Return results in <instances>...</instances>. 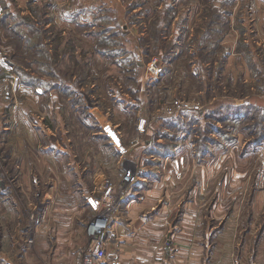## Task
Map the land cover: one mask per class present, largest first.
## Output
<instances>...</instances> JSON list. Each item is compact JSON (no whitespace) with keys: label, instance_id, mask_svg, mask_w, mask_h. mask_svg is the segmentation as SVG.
<instances>
[{"label":"rangeland","instance_id":"1","mask_svg":"<svg viewBox=\"0 0 264 264\" xmlns=\"http://www.w3.org/2000/svg\"><path fill=\"white\" fill-rule=\"evenodd\" d=\"M5 72L19 83L0 85V264H81L104 211L123 264L192 249L197 264H264V0H0ZM24 89L47 101L30 109ZM19 111L48 125L55 157L69 131L28 193L16 163L34 148L3 129Z\"/></svg>","mask_w":264,"mask_h":264},{"label":"crops","instance_id":"2","mask_svg":"<svg viewBox=\"0 0 264 264\" xmlns=\"http://www.w3.org/2000/svg\"><path fill=\"white\" fill-rule=\"evenodd\" d=\"M24 91H28L29 93H32L33 91V96L29 95L26 96L24 94V96L22 97V102L25 101H29L30 105L29 108L30 109H36V108H40V104H41V99H43V101H47V96H44L45 94H42L39 90H26L24 89ZM39 91V92H37ZM43 95V96H42ZM50 96L49 98V106H52V102L55 101L56 99V95L53 94L52 92H50L48 94ZM0 97L3 98V94L2 91H0ZM43 104V103H42ZM33 106V108H32ZM50 108V107H49ZM17 107H15V104H13V109H12V114L15 117V112H17ZM20 109V108H19ZM45 113L47 111V105L44 108ZM52 112V111H51ZM18 113V112H17ZM36 114V113H33ZM19 118H17L16 122L13 123V125L9 128H3V129H8V131H6V133H9L10 135H12L13 138H16L18 140V144L19 146L22 144L26 143V140L29 141L30 145H32L29 148H34V152L32 154L33 158L31 159H24L20 158V161L16 163V165L19 167V169L22 171V177L20 176V184H19V189L22 192L28 193L30 191V189L36 186V183H39L40 181H45L46 180V173L48 171V169H50V166H48V163H50L51 168H55L56 166H59L58 163H60L61 159L59 158L62 151L63 152H67L65 150L66 147H68V144L63 143V141L65 140V135L69 136V131L67 128H62V125L60 126L62 131H66L65 134L63 132H61V134H64L61 139L60 144L56 143L59 145L60 151L61 153L55 157L53 156V150L50 148L52 147L51 143L48 142L47 138L45 139L43 137V135H45L46 137H50V129H48V125L44 124L41 125V117L38 119L36 116V118L32 121L30 116H28V113L26 115V112H23V114L21 113V111H19ZM16 119V118H13ZM41 119V120H40ZM60 121L58 120V125H59ZM41 131H43V133H41ZM49 133V134H48ZM43 138V139H42ZM45 139V140H44ZM69 139V137H68ZM22 150L21 148L19 149V151ZM68 150V149H67ZM63 155V154H62ZM65 155V154H64ZM26 167V170L25 168ZM45 169L47 168V170H42V168ZM28 168V170H27ZM51 170V169H50ZM37 173L42 174V176L37 175ZM45 174V175H44ZM44 176V177H43ZM37 177V178H36ZM159 192H160V186H155L153 188L148 189L147 195L144 199V201L140 204H145L148 206H153L154 203L156 202V200L159 197ZM171 204H167L165 207L161 208V212H168L169 208H170ZM162 213L159 214H154V216L147 221V223L144 224L143 226V231H144V235L146 236V239H150L151 237H153V235H150V232L155 231V229L157 228V225L159 223L160 220V215ZM190 218V217H188ZM191 219V218H190ZM117 224L120 225V223H118L117 221L115 222ZM122 226V225H120ZM146 230H145V229ZM123 239H128L127 237H123V235L121 236ZM194 245H197L196 243H194ZM183 254L180 253V251L177 254V264H197L199 263L200 259V250L198 251L197 249H192L189 251V253L187 252H182ZM122 260H123V256H122Z\"/></svg>","mask_w":264,"mask_h":264},{"label":"built area","instance_id":"3","mask_svg":"<svg viewBox=\"0 0 264 264\" xmlns=\"http://www.w3.org/2000/svg\"><path fill=\"white\" fill-rule=\"evenodd\" d=\"M151 68L156 69L157 67L155 64H151ZM4 81H9L13 86H16L19 83V77L12 73L5 72L3 76L0 74V85ZM104 130L117 147L121 150H125L120 132L112 124L109 123L105 125ZM133 177L134 176L131 174L125 175L126 182L131 183ZM106 217H108V214L104 211L100 214L98 220L90 225V231L94 236L93 246L91 252L84 256L81 264H123L120 249L110 247L113 244V237L111 234H108L111 225L109 224V219ZM102 223L104 225L100 226Z\"/></svg>","mask_w":264,"mask_h":264},{"label":"trees","instance_id":"4","mask_svg":"<svg viewBox=\"0 0 264 264\" xmlns=\"http://www.w3.org/2000/svg\"><path fill=\"white\" fill-rule=\"evenodd\" d=\"M217 14V13H216ZM25 21H27V20H29L30 22H32V24L34 23L35 24V20H34V18H32V19H30V18H27V20L26 19H24ZM212 23H214L215 21H216V17H214L212 20ZM216 23H218V21H216L214 24H216ZM40 40H43V38L42 37H40L39 38V41ZM212 40V39H211ZM36 44V49H38L37 50V54L33 57V61L36 63V62H38V63H40V64H42V63H47V62H43L39 57H38V55L40 54V53H42L41 51V46H40V44H39V42H35ZM212 44V43H211ZM49 56H52L51 54H48ZM41 56H46L45 54L44 55H42L41 54ZM52 86V85H51ZM51 86H50V88H51ZM52 88H54V87H52Z\"/></svg>","mask_w":264,"mask_h":264},{"label":"bare ground","instance_id":"5","mask_svg":"<svg viewBox=\"0 0 264 264\" xmlns=\"http://www.w3.org/2000/svg\"><path fill=\"white\" fill-rule=\"evenodd\" d=\"M104 224L102 223V224H100V226H103Z\"/></svg>","mask_w":264,"mask_h":264}]
</instances>
